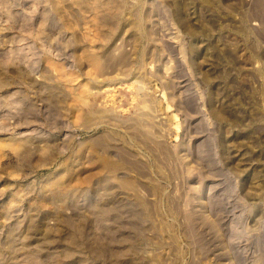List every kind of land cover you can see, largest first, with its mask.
Listing matches in <instances>:
<instances>
[{"label": "rangeland", "instance_id": "374dc122", "mask_svg": "<svg viewBox=\"0 0 264 264\" xmlns=\"http://www.w3.org/2000/svg\"><path fill=\"white\" fill-rule=\"evenodd\" d=\"M0 264H264V0H0Z\"/></svg>", "mask_w": 264, "mask_h": 264}]
</instances>
